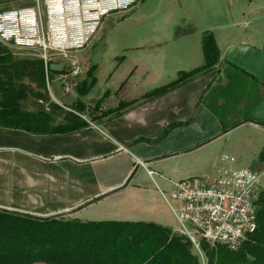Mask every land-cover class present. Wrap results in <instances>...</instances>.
Here are the masks:
<instances>
[{
    "label": "crops",
    "instance_id": "crops-1",
    "mask_svg": "<svg viewBox=\"0 0 264 264\" xmlns=\"http://www.w3.org/2000/svg\"><path fill=\"white\" fill-rule=\"evenodd\" d=\"M166 1V24L187 26L184 32L164 34L149 48L136 47L131 34L120 36L115 58L121 63L95 70L94 99L80 92L90 68L84 59L86 74L73 90L80 97L69 106L47 98L64 112L41 115L39 99L29 96L20 107L35 119L31 128L0 127L1 211L82 223H151L174 232L176 219L161 196L174 183L209 182L222 168L264 177L258 160L264 150V0ZM37 4L0 0V14ZM42 19L47 24L46 11ZM204 33L217 47L216 64L146 98L205 65ZM32 53L0 41V56L38 60ZM16 83L36 89L24 79ZM222 155L235 161L220 163Z\"/></svg>",
    "mask_w": 264,
    "mask_h": 264
},
{
    "label": "trees",
    "instance_id": "trees-1",
    "mask_svg": "<svg viewBox=\"0 0 264 264\" xmlns=\"http://www.w3.org/2000/svg\"><path fill=\"white\" fill-rule=\"evenodd\" d=\"M202 49L205 59L202 68L180 74L175 82L147 94L146 98L161 95L188 81L195 73L214 66L218 50L210 33L203 34ZM23 79L35 83L36 89L16 83ZM43 91H46V80L41 60L15 61L10 55L0 56V127L31 128L35 119L23 114L20 107V102L29 96L48 104L49 112L64 111L50 103ZM79 110L77 105L75 111ZM39 113L46 115L44 107ZM43 121L38 122L42 124ZM67 128L74 131L79 127ZM258 160L264 162V150ZM256 220L255 233L249 235L237 251H229L223 246L211 249L202 243L203 264H264V191L257 201ZM0 264L201 263L189 241L155 224L82 223L0 210Z\"/></svg>",
    "mask_w": 264,
    "mask_h": 264
},
{
    "label": "built area",
    "instance_id": "built-area-1",
    "mask_svg": "<svg viewBox=\"0 0 264 264\" xmlns=\"http://www.w3.org/2000/svg\"><path fill=\"white\" fill-rule=\"evenodd\" d=\"M37 2L40 5L36 8L0 14V41L36 54L43 63L47 89L52 73L49 66H63V71L59 72L61 87L63 93L69 95L76 86L75 80L85 74L86 66L79 54L92 42L100 19L114 10L128 12L137 1ZM43 9L48 16L47 24L42 19ZM38 104L49 111L48 104L41 100ZM219 161L233 163L235 159L222 155ZM137 164L144 167L140 161ZM260 179L261 175L248 169L222 168L209 182L189 178L174 183L171 193L161 192L176 219L174 233L189 241L201 257L202 243L211 249L223 246L229 251H237L257 229V201L262 192Z\"/></svg>",
    "mask_w": 264,
    "mask_h": 264
},
{
    "label": "rangeland",
    "instance_id": "rangeland-1",
    "mask_svg": "<svg viewBox=\"0 0 264 264\" xmlns=\"http://www.w3.org/2000/svg\"><path fill=\"white\" fill-rule=\"evenodd\" d=\"M136 4L130 7L128 12L112 11L108 15L102 17L99 21V33L102 30L100 37L90 44L83 52L79 54L80 60L90 66L86 81L81 84L80 92L86 96V100L94 99L96 95L97 83L95 70L99 71L111 66L112 64L121 63V58L116 59L115 55L123 46H119V37L125 34H131L136 37L134 45L136 47L149 48L150 43L164 34L171 32H184L187 26L167 25L164 13L166 0H136ZM256 2L257 0H252ZM228 0H225L227 5ZM228 7H226L227 9ZM251 9V8H250ZM44 10V9H43ZM42 10V12H43ZM45 12V10H44ZM43 12V13H44ZM264 14V10H262ZM216 23H220L217 20ZM97 30V31H98ZM32 54H35L34 52ZM35 58V57H26ZM28 60V59H27ZM83 63V62H82ZM86 74V73H85ZM85 74L83 76H85ZM61 76L54 72L50 74L48 79V89L43 91L46 98L51 96L59 103L69 106L73 98L80 97L76 91L70 95H66L61 87ZM27 82V81H26ZM45 92V93H44ZM60 104V105H61ZM64 112V111H63ZM252 171V170H250ZM261 171H258L260 175ZM259 187L264 191V177L261 176ZM208 247V246H207ZM209 248V247H208ZM195 251V250H194ZM200 263H204V253L202 257L198 255Z\"/></svg>",
    "mask_w": 264,
    "mask_h": 264
},
{
    "label": "water",
    "instance_id": "water-1",
    "mask_svg": "<svg viewBox=\"0 0 264 264\" xmlns=\"http://www.w3.org/2000/svg\"><path fill=\"white\" fill-rule=\"evenodd\" d=\"M49 69L51 72H62L63 71V66L60 65H50Z\"/></svg>",
    "mask_w": 264,
    "mask_h": 264
}]
</instances>
